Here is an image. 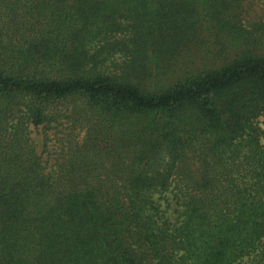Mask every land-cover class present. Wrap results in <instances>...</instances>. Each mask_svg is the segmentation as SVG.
Returning <instances> with one entry per match:
<instances>
[{"label":"trees","instance_id":"obj_1","mask_svg":"<svg viewBox=\"0 0 264 264\" xmlns=\"http://www.w3.org/2000/svg\"><path fill=\"white\" fill-rule=\"evenodd\" d=\"M261 4L0 0V264H264Z\"/></svg>","mask_w":264,"mask_h":264},{"label":"rangeland","instance_id":"obj_2","mask_svg":"<svg viewBox=\"0 0 264 264\" xmlns=\"http://www.w3.org/2000/svg\"><path fill=\"white\" fill-rule=\"evenodd\" d=\"M261 6L264 7V4H261ZM258 12H261L263 14L264 18V9L259 8L255 13L258 14ZM121 55H116V58L118 61H121L122 58ZM201 57V55H198ZM205 62L198 63V66L195 65V67H202L204 66ZM161 81V80H159ZM63 120V119H62ZM255 124H258V126L261 128L260 133V140L261 143L264 145V112H262L260 115L257 116V118L254 121ZM70 125V123H69ZM32 129V137L34 140V143L36 145V148L41 155L43 168L46 173L50 172L55 163V157L57 152L59 151L60 146V137L67 132V122L63 124V126L59 122H51V123H45L44 126L40 125L39 127L31 126ZM48 136V140H46V136ZM155 199L162 203L163 208H167V213L175 219L179 212L177 211L179 208H181L178 199L175 197L174 193H168L167 195H164L160 198V195L157 193L155 194Z\"/></svg>","mask_w":264,"mask_h":264}]
</instances>
